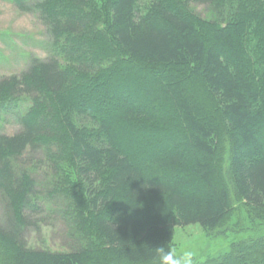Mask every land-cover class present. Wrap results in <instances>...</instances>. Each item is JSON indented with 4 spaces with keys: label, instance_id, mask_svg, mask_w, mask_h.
Here are the masks:
<instances>
[{
    "label": "trees",
    "instance_id": "obj_1",
    "mask_svg": "<svg viewBox=\"0 0 264 264\" xmlns=\"http://www.w3.org/2000/svg\"><path fill=\"white\" fill-rule=\"evenodd\" d=\"M11 1L49 52L0 76V264H160L194 224L243 235L200 264H264V0ZM55 206L73 243L29 247Z\"/></svg>",
    "mask_w": 264,
    "mask_h": 264
},
{
    "label": "rangeland",
    "instance_id": "obj_2",
    "mask_svg": "<svg viewBox=\"0 0 264 264\" xmlns=\"http://www.w3.org/2000/svg\"><path fill=\"white\" fill-rule=\"evenodd\" d=\"M201 16L208 15L205 6H194ZM49 38L45 27L35 14L22 11L11 0H0V76L16 73L24 69L32 57L45 58ZM18 124L10 112H0V132L13 133ZM37 191L51 196H59L52 190H69L76 186L73 178L53 177L41 168L35 173ZM74 189H77L75 187ZM73 191V190H72ZM55 198V199H56ZM61 198L62 197H58ZM0 192V225L6 227L7 216ZM42 211L35 215L36 226L24 231V238L29 247L64 251L73 243L66 235L70 231L64 227L63 218L57 212ZM243 235L208 237L199 225L178 227L174 236V253L180 257L185 252L192 254V264H200L206 255L221 250L233 240Z\"/></svg>",
    "mask_w": 264,
    "mask_h": 264
},
{
    "label": "clouds",
    "instance_id": "obj_3",
    "mask_svg": "<svg viewBox=\"0 0 264 264\" xmlns=\"http://www.w3.org/2000/svg\"><path fill=\"white\" fill-rule=\"evenodd\" d=\"M158 253L160 264H192V254L190 252H185L182 256L177 257L172 250L160 247Z\"/></svg>",
    "mask_w": 264,
    "mask_h": 264
}]
</instances>
